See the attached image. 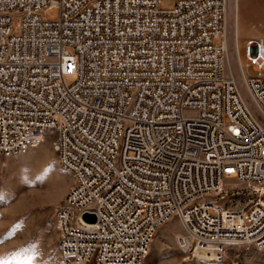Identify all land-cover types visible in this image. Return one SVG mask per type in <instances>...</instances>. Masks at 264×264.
<instances>
[{
	"label": "built area",
	"instance_id": "obj_1",
	"mask_svg": "<svg viewBox=\"0 0 264 264\" xmlns=\"http://www.w3.org/2000/svg\"><path fill=\"white\" fill-rule=\"evenodd\" d=\"M160 4L0 0V154L51 139L73 175L55 215L62 264H143L172 217L201 260L264 248V38H247L252 75L236 34L249 101L227 65L228 0Z\"/></svg>",
	"mask_w": 264,
	"mask_h": 264
},
{
	"label": "rangeland",
	"instance_id": "obj_2",
	"mask_svg": "<svg viewBox=\"0 0 264 264\" xmlns=\"http://www.w3.org/2000/svg\"><path fill=\"white\" fill-rule=\"evenodd\" d=\"M176 2L161 0L160 5L173 8ZM236 4L237 0H228L230 59L227 65L228 69L232 67L250 101L241 83L234 43L238 34L241 63L250 74L257 75L246 45L248 37L264 38V5L253 3L246 11L243 7L238 11ZM42 14L47 19H55L60 15V7L47 6ZM222 39L220 35L217 44ZM66 78L71 81L74 76ZM228 181L244 186L233 178ZM72 183L73 175L60 164L51 139L18 155L0 154V264H62L55 215ZM183 232L179 218H170L153 238L150 254L143 264H264V248L253 245L232 246L220 263L201 260L178 242L177 235Z\"/></svg>",
	"mask_w": 264,
	"mask_h": 264
},
{
	"label": "crops",
	"instance_id": "obj_3",
	"mask_svg": "<svg viewBox=\"0 0 264 264\" xmlns=\"http://www.w3.org/2000/svg\"><path fill=\"white\" fill-rule=\"evenodd\" d=\"M253 3H262L264 5V0H237L236 6L238 7V11L240 9L239 7H243V10L246 11Z\"/></svg>",
	"mask_w": 264,
	"mask_h": 264
},
{
	"label": "water",
	"instance_id": "obj_4",
	"mask_svg": "<svg viewBox=\"0 0 264 264\" xmlns=\"http://www.w3.org/2000/svg\"><path fill=\"white\" fill-rule=\"evenodd\" d=\"M83 219L89 223H94L97 221V214L95 212L86 211L83 214Z\"/></svg>",
	"mask_w": 264,
	"mask_h": 264
},
{
	"label": "bare ground",
	"instance_id": "obj_5",
	"mask_svg": "<svg viewBox=\"0 0 264 264\" xmlns=\"http://www.w3.org/2000/svg\"><path fill=\"white\" fill-rule=\"evenodd\" d=\"M199 255V254H198Z\"/></svg>",
	"mask_w": 264,
	"mask_h": 264
}]
</instances>
